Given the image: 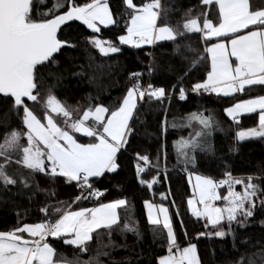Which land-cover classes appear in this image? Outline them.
<instances>
[{"label":"snow or ice","instance_id":"6c2138e0","mask_svg":"<svg viewBox=\"0 0 264 264\" xmlns=\"http://www.w3.org/2000/svg\"><path fill=\"white\" fill-rule=\"evenodd\" d=\"M45 3L46 0H0V94L11 98L17 114L22 113V125L26 129L5 132L0 142V185L6 189L19 183L26 189L47 191L40 188L36 179L43 176L52 184L62 181L79 188L77 201L90 197L99 199L105 192L96 187L97 181L108 173H117L122 168V157L129 151L133 121L139 116L138 101H144L145 97L157 101L169 98L168 90L156 87L150 81L145 85L142 82L144 74L136 71L130 73L132 84L114 107L89 103L80 112L79 106L72 107L58 99L51 88L46 98L42 97V74L53 66L58 67V54H62V49L78 47L70 33L61 31L64 25L72 27L69 22L78 21L86 26L91 32L86 40L105 57L120 53L121 45L141 49L158 42H173L179 51L178 38L198 34L206 47L197 50L189 46L191 57H184L186 65L175 69L178 86H173L171 91L173 94L178 92L182 100L186 99L183 80L208 57L207 78L192 84V92L232 96L244 93L246 86H264V6H254L251 0H199L198 6L185 11L184 22L176 26L168 23L161 0L146 3L121 0L123 11L119 13L113 11L108 0H86L84 3L56 0L46 12H41L40 5ZM121 22L125 23L126 34L117 36L118 43L98 35L101 26L110 28ZM201 52L207 55H201ZM51 74L60 80L59 75ZM72 74L84 75L83 72ZM27 101L43 102L44 117H38ZM225 111L235 123L240 122L242 114L258 113V127L238 131L237 137L240 141L264 138V95L239 100ZM74 112H80V115L73 118ZM52 113L62 117L63 126ZM193 123L200 125L199 130L193 129L187 139L181 138L174 145L178 163L185 171L189 166H196L197 150L212 148L202 137L210 136L216 126L212 117L190 113L186 122L180 125L173 122L172 127L192 128ZM22 140L25 143H21ZM14 155V162L27 170V175H21L19 179L7 171ZM161 159L166 160V152L157 155L154 164L148 154L135 153V175L141 185L152 189L154 184L163 182L166 172L161 173ZM148 167L156 169L150 181L143 176ZM225 175L227 179L220 181L195 176L193 188L198 198L189 199L188 207L193 217L203 219L205 227L210 224L213 229L211 233L200 235L223 239L233 234L235 238L233 224L246 226L255 215L258 201L264 211V187L253 182L264 177L240 179L230 172ZM235 185H243L244 191H235ZM224 186H227V195L221 196L218 188ZM50 194L55 195L54 192ZM166 198L162 194V199ZM221 199L226 201L225 206H215V201ZM127 205L126 199H116L78 211L42 206L39 210L45 216L44 221L21 223L10 231H0V264H101L99 256L109 253L99 249L95 257L86 261L80 259L81 255L89 253L91 242L106 235L109 245L103 247H115L110 239L114 231L140 236L135 222L129 223L126 218L121 223L118 209ZM145 207L148 222L151 225L162 223L166 229V233L156 231L157 235H164L168 253L159 258V264H201L196 244L181 247L178 242L169 208L147 201ZM154 209L163 214L162 221L154 214ZM56 213L59 215L55 220L49 219ZM17 218L19 220V213ZM49 238L74 246L77 251L72 258L64 253L57 258V249ZM261 259L264 262V251ZM238 264H243V257ZM249 264H255V260H250Z\"/></svg>","mask_w":264,"mask_h":264},{"label":"trees","instance_id":"16d2710c","mask_svg":"<svg viewBox=\"0 0 264 264\" xmlns=\"http://www.w3.org/2000/svg\"><path fill=\"white\" fill-rule=\"evenodd\" d=\"M56 0H46L40 5V11L46 12ZM80 3L86 0H78ZM136 3L149 2V0H134ZM114 12L123 11L121 0H108ZM254 6H262V2L253 0ZM166 10V18L169 24L176 26L184 22V13L190 8L198 6L199 0H161ZM39 18V12L37 13ZM62 27L65 34L70 33L78 47L62 49L59 65L53 66L49 72L42 74L41 96L48 94L49 88L62 102L67 105L79 106L82 112L89 103L104 104L109 107L116 106L131 86V72H142V82L145 85L150 81L156 87H164L168 90V97L162 101L155 99L144 101L138 105V118H134V131L131 137L129 151L122 157V168L117 173H108L100 178L96 187L105 192L99 199L88 198L77 201L76 197L81 190L72 185L59 181L52 184L47 178L38 176L37 182L40 188L47 191L26 189L21 184L10 186L6 189L0 185V231H10L21 223H37L45 220L44 214L39 210L42 206L51 205L64 210H78L84 207H98L101 202L109 203L116 199H126L128 205L120 208L121 223L127 218L129 223L135 222L140 236L132 232L114 231L111 236L115 247H103L109 245V237L102 236L94 240L89 253L81 255L80 259L89 260L97 255V249L108 252V256L100 255L101 264H159V258L167 255L164 235H157V230L163 229L162 225H151L147 220L145 202L163 204L169 208L172 223L176 231L181 247H187L190 243L196 244L201 264H238L243 257V264H249L255 260V264H264L261 253L264 251V211H261L259 201L255 215L250 218L246 226L233 224V234L225 238L213 235H200L211 233L212 226L205 227L203 219L197 220L191 214L187 201L194 197L193 188L189 181V174H199L213 178L217 181L227 179L226 172L233 177L246 178L248 176L264 177V138H250L240 141L237 132L258 127V113L248 114L239 118V123L230 119L225 109L242 99L254 98L264 95V86H252L245 89L244 93H235L232 96H217L216 94H198L191 91V85L203 82L210 70L209 57L205 59L192 73L183 80L186 89V99H180L179 93H172L173 86H178V73L176 68L186 65L184 57H191L189 46L197 50L206 47L205 41L198 34H187L178 38L179 51L173 42H158L156 45L144 46L134 49L127 45H121L122 51L105 57L99 53L86 40L91 35L90 30L79 22L73 21ZM126 34L125 23L119 26L104 28L101 26V35L118 43V35ZM59 35V34H58ZM201 55H207L201 52ZM154 67V71L152 70ZM83 72L84 75L72 73ZM56 73L60 80L56 79ZM151 73V74H149ZM11 98L0 94V142L5 132L11 130L26 131L22 125V113L17 114L10 102ZM38 117H44L46 110L43 102L33 103L27 101ZM49 111V110H48ZM74 112L73 118L80 115ZM190 113H200L213 118L216 126L210 136L202 137L212 145L207 151L197 150L196 166H189L187 171L178 163L175 143L181 138L187 139L193 129L199 130L200 125L193 123L192 128L172 127L188 120ZM54 118L62 124V117ZM42 122H46L43 121ZM166 129V130H165ZM26 139V138H25ZM21 143H25L22 140ZM166 152V160L161 159V173L166 172L162 183L153 185L148 189L141 185L135 175V153H146L155 163V157L161 152ZM13 156V162L7 167V171L19 179L21 175H27V170L18 166ZM156 169L146 168L143 176L147 180L153 178ZM264 187V179L254 180ZM244 191L243 185H236L234 189ZM54 192L55 195L50 193ZM221 196L227 195V186L218 188ZM162 194L166 199H162ZM31 197V198H30ZM174 201V204L171 203ZM215 204L224 206L223 199L215 201ZM130 209V210H129ZM179 215H175L176 212ZM52 213V208H49ZM17 213L20 214L18 220ZM59 214L49 216L55 220ZM181 221L183 224L181 225ZM103 231V230H101ZM185 233H187L185 235ZM95 235V234H94ZM50 242L57 249L58 256L64 253L72 258L77 251L74 246L65 245L61 240Z\"/></svg>","mask_w":264,"mask_h":264},{"label":"crops","instance_id":"0c3cea01","mask_svg":"<svg viewBox=\"0 0 264 264\" xmlns=\"http://www.w3.org/2000/svg\"><path fill=\"white\" fill-rule=\"evenodd\" d=\"M251 2H253V0H251ZM257 2H262L263 3V5L262 6H264V0H257ZM234 59V58H233ZM209 62H210V57H209ZM206 80V79H205ZM254 86H257V85H254ZM249 87H252V86H246V88H249ZM211 94H215V93H211ZM220 96H223V95H220ZM224 97H227V96H224ZM139 102L140 101H138V104H139ZM142 102V101H141ZM227 114V113H226ZM253 114V113H252ZM245 115H248V114H242L240 117H242V116H245ZM228 116V115H227ZM229 117V116H228ZM239 117V118H240ZM230 119H231V117H229ZM193 176H196V175H199V174H192ZM202 176V175H201ZM193 192H194V197L193 198H191V199H196V198H198V193L196 192V190L195 189H193ZM147 202H149V201H147ZM110 203V202H109ZM157 205H159V204H157ZM165 206V205H164ZM167 207V206H166ZM145 209H146V214L148 213V209L145 207ZM78 210H80V209H78ZM78 210H73V211H78ZM119 210L120 209H118V212H119ZM153 212H154V214H156V215H158L159 216V218L161 219V221L163 220V214L162 213H158V211L156 210V209H154L153 210ZM160 225H162V223L160 224ZM163 226V225H162Z\"/></svg>","mask_w":264,"mask_h":264},{"label":"rangeland","instance_id":"374dc122","mask_svg":"<svg viewBox=\"0 0 264 264\" xmlns=\"http://www.w3.org/2000/svg\"><path fill=\"white\" fill-rule=\"evenodd\" d=\"M145 46H148V45H145ZM150 46V45H149ZM140 103H142L141 101L139 102V104ZM138 104V105H139ZM50 111V110H49ZM52 115L53 116H55V113H52ZM189 181H190V184H191V186H192V188H193V184L195 183V176H193V175H191V179L189 178ZM236 186V185H235ZM194 189V188H193ZM235 191H238L236 188L234 189ZM218 201V200H217ZM215 206H217V207H224V206H219V205H217V204H215ZM198 207H200V208H202L203 207V205H198Z\"/></svg>","mask_w":264,"mask_h":264},{"label":"water","instance_id":"95a60500","mask_svg":"<svg viewBox=\"0 0 264 264\" xmlns=\"http://www.w3.org/2000/svg\"><path fill=\"white\" fill-rule=\"evenodd\" d=\"M73 22V21H72ZM76 22H78V21H76ZM69 23H71V22H69ZM80 23V22H79ZM65 26V25H64ZM64 26H62V27H64Z\"/></svg>","mask_w":264,"mask_h":264}]
</instances>
